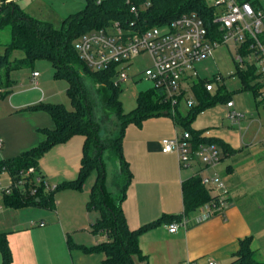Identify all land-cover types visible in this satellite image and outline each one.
<instances>
[{
    "label": "crops",
    "instance_id": "1",
    "mask_svg": "<svg viewBox=\"0 0 264 264\" xmlns=\"http://www.w3.org/2000/svg\"><path fill=\"white\" fill-rule=\"evenodd\" d=\"M0 47L4 52V44ZM33 71L38 70L32 68L21 79L10 72L8 92L0 90V138L3 142L0 160L11 159L35 147L44 138L40 130L54 127V121L47 112L29 110L28 106L41 102L56 103L54 101L64 95L63 91L66 95L67 83L51 90L39 71V86L32 87L29 78ZM30 93L34 97L26 101L24 97ZM11 116L12 119H9ZM177 126L170 116L160 115L147 118L139 125L128 124L123 133L122 154L129 166L131 179L120 208L129 229L136 230L152 224L138 237L143 259H135V264H203L207 260L229 264L239 249L240 240L244 238H250V248L255 250L256 258L264 261V166L251 163L258 152L255 146H249L252 143L243 146L241 143L236 148L218 133L214 136L207 134L220 139L230 148L215 167L226 185L229 205L223 215L200 221L197 220L198 209L189 215L183 214L181 191L182 181L194 175L200 166L180 169L174 153H162L160 150L163 138L181 134ZM83 140L82 135H73L66 142L51 147L38 160L28 184H42L45 191H51L53 186L75 180ZM218 166L221 168L217 169ZM185 171L189 175L183 176ZM94 178L95 174L91 173L81 190L64 188L52 192V208L3 207V193L11 183L10 176L7 187L0 185V213L10 221L1 230L7 233L11 264L30 262L33 246L27 243L26 236L29 234L30 237L36 226L39 227L36 231L42 235V246H47V241L52 242L54 251L57 246L60 249L62 245L67 247V234L78 245L92 246L100 242L98 234L91 232V224L99 213L86 208ZM33 192L31 189L30 193ZM182 216L187 220L185 227H179L174 233L168 232L167 226L179 221ZM66 250L69 252L68 248ZM84 255L93 257L94 253ZM102 258L100 254L93 262L91 258L73 256L69 252L68 264H100Z\"/></svg>",
    "mask_w": 264,
    "mask_h": 264
},
{
    "label": "trees",
    "instance_id": "2",
    "mask_svg": "<svg viewBox=\"0 0 264 264\" xmlns=\"http://www.w3.org/2000/svg\"><path fill=\"white\" fill-rule=\"evenodd\" d=\"M18 0H0V30L9 28V41L4 44V52L0 54V90L7 91L10 86L9 74L12 70L24 66L33 67L38 59H46L51 63L53 77L67 83L66 95L71 109L62 103H36L27 107L29 110H43L54 121L52 129L42 128L44 138L33 148L24 151L11 159L0 160V173L6 171L11 183L9 193H3L5 206L19 209L29 206L52 208V192L57 189L73 188L81 190L84 182L92 172L95 178L86 202L88 210H96L98 218L91 224L93 234H103L105 239L92 246L75 244L70 235H66L69 252L74 249L84 254L100 253L103 255L100 264H135V259H143L138 245L139 235L152 224L144 225L136 230L127 227L120 202L125 196L131 173L122 154V137L128 124H141L147 118L160 115L170 116L176 125L190 134L192 144L214 143L227 154L230 148L220 139L205 135L204 130H193L191 122L197 113L213 106L217 102L230 100L224 87H218L215 94L207 91L208 78H200L192 86L196 104L189 108L185 116L178 110L171 113V106L165 100L161 89L151 86L136 96L135 107L124 112L119 100L121 88L114 84V68L92 70L81 60L74 49V41L81 35L119 22L124 29L133 28L144 31L155 26H162L185 13H196L203 21L213 39L221 35L219 25L213 21L216 8L208 0H83L84 7L67 15L60 28H54L48 21L35 19L17 4ZM238 3L253 0H235ZM137 9V14L130 12V7ZM264 41V35L260 37ZM20 49L24 56L12 61L9 53ZM241 81V88L257 93L251 82L257 78L251 66L240 69L235 65L234 75ZM103 87L106 94L105 106L112 110L117 118V132L112 135L96 121L94 103L84 78ZM99 90V88H98ZM263 102V101H258ZM73 135L84 137L82 156L77 178L56 185L51 191H45L42 184L34 186L24 183L14 187L13 182L20 179V171L30 167L36 168L38 160L51 147L66 142ZM108 152L118 163L119 195L111 199L105 188V167L102 156ZM33 189V193L30 191ZM183 214L189 215L201 205L216 199L210 189L204 186L199 176L192 175L181 183ZM250 238L239 242V249L229 264H264L256 258L255 250L250 248ZM1 264L12 263V253L5 233L0 232Z\"/></svg>",
    "mask_w": 264,
    "mask_h": 264
},
{
    "label": "built area",
    "instance_id": "3",
    "mask_svg": "<svg viewBox=\"0 0 264 264\" xmlns=\"http://www.w3.org/2000/svg\"><path fill=\"white\" fill-rule=\"evenodd\" d=\"M238 3L235 0H208L216 8L213 21L218 23L221 35L213 39L202 19L194 12L181 14L169 23L155 26L144 31L133 28L124 29L119 22L89 31L74 41V49L79 58L92 70H107L114 68V84L129 78L127 69L140 54H146L149 65L143 70V75L152 82V86L161 89L165 100L171 106L174 114L181 103L186 108L196 104L192 86L200 77L195 64L212 55L218 45L233 42L236 49L234 63L240 69L251 66L257 78L251 84L255 87L257 98L264 102V0ZM130 12L137 14L134 6ZM138 72L133 73V77ZM39 72L33 71L29 82L34 88L39 86ZM213 79L218 82L217 74ZM207 91L213 92L212 83L205 85ZM228 109L227 117L233 123H239L243 117L233 108L231 100L225 103ZM208 132H205L207 135ZM0 138V148L2 146ZM162 153H174L180 169H193L200 166L194 175L199 176L201 183L208 187L216 199L201 205L197 220H206L215 215H223L228 207L227 188L215 167L222 159V152L214 143L193 145L190 134L183 131L179 136L163 138L160 141ZM34 168L20 171V179L13 182L14 187H21L29 181ZM55 186L52 187V189ZM5 193L10 192L7 188ZM186 218L167 226L170 233L179 227H185ZM42 225V224H40ZM101 242L105 235L98 234ZM190 264H197L190 262ZM203 264H217L207 260Z\"/></svg>",
    "mask_w": 264,
    "mask_h": 264
},
{
    "label": "rangeland",
    "instance_id": "4",
    "mask_svg": "<svg viewBox=\"0 0 264 264\" xmlns=\"http://www.w3.org/2000/svg\"><path fill=\"white\" fill-rule=\"evenodd\" d=\"M19 6L21 9H25L24 11L35 19L48 21L54 28L58 29L61 27L62 20L67 15L75 13L84 7V1L19 0ZM8 41L9 28L6 27L0 30V44H5ZM0 48V51L3 52V47ZM235 54L236 49L233 42L228 41L225 44L222 43L213 49L211 56L196 63L195 68L200 78L210 79V83H212L213 86V94L217 92L219 86L224 87V90L234 104L233 108H230V111L234 110L237 113H242L243 117L240 119L238 124L233 123L231 119L227 117L228 109L225 106V102H217L213 106L207 107L202 112L197 113L194 120L190 124V128L193 130H204L210 135L218 133L222 136V138H225L226 141L230 142V144L236 148H238L241 143H243V146L252 143V145L249 144V146H255L254 148L258 152L257 155L253 157L251 163L260 167L264 166V139H262L263 141L260 139L261 137L264 138V102H258V98L255 97L251 90L241 88L240 78L236 74L234 75ZM22 56H24V53L20 49L12 50L9 53V57L12 61L19 60ZM148 65L149 59L147 55L143 53L140 54L133 60L132 64L127 69L129 78L120 82L119 86L121 91L119 92V100L124 112H128L135 107V99L139 92L145 91L152 86V82L146 79L143 75V70L147 68ZM32 68L41 73L47 87H51V90L53 88L57 90L60 88L58 86L66 84L64 80L54 79L51 63L46 59L35 60ZM32 68L24 66L22 68L12 70L11 72L16 73L18 75V79H21L23 75L28 74ZM136 72H138L137 75L130 77ZM217 74L221 77V80L218 82L213 79V77ZM133 79L135 81H133ZM84 82L89 89L94 103V115L96 121L107 132H111L112 135H115L117 132V118L114 112L105 106L106 94L103 87L94 83L88 77L84 78ZM38 89L43 90L42 87H39ZM35 91L40 94L39 91ZM63 94V96L58 97V99L54 102L62 103L66 108L71 109L69 99L65 95L64 91ZM33 97V93H30L24 98L28 101L33 99ZM188 109L189 108L184 107L181 103L178 111L182 116H185ZM9 119H12V116L9 117ZM177 130L179 133L185 131L181 126H177ZM254 140L255 142H253ZM102 159L105 167V188L110 193L111 199H116L119 195V191L116 186V183L118 182V169L116 168V161L108 152H104ZM222 164L224 167V162ZM218 168L220 169L221 167L218 166L217 169ZM92 173L95 174L94 172ZM187 175H189L188 171L183 172V176ZM8 181V173L6 171L1 172L0 185L2 187H7L9 185H7ZM2 206L5 207L4 204H2ZM95 214L97 213L95 212ZM9 222V218L7 219L6 215L3 216L0 213V232L5 233L6 237L7 233L1 229H4ZM38 228L39 227L37 226L34 227L35 231L30 234V237L29 234L26 236L27 243H32L31 245L33 246V251L31 252V256L29 258L30 262L28 264H68L69 252L66 250L67 247L62 245L60 249L57 246L55 249L56 251H54V246H52V242L49 241H47V244L49 243L48 245L46 244L47 246H42L44 243L41 241L42 235L36 231ZM71 253L73 256L91 258L90 261L93 262H96L100 255V253H94L93 257H89V255H84L75 249L71 251L70 254Z\"/></svg>",
    "mask_w": 264,
    "mask_h": 264
},
{
    "label": "water",
    "instance_id": "5",
    "mask_svg": "<svg viewBox=\"0 0 264 264\" xmlns=\"http://www.w3.org/2000/svg\"><path fill=\"white\" fill-rule=\"evenodd\" d=\"M116 166H117V168H118V163H116ZM118 171H119V169H118Z\"/></svg>",
    "mask_w": 264,
    "mask_h": 264
}]
</instances>
